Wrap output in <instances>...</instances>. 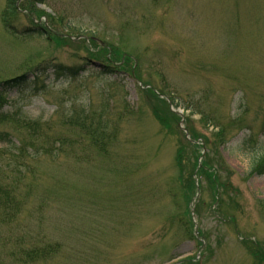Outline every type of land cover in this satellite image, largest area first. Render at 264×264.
Returning <instances> with one entry per match:
<instances>
[{
    "label": "rangeland",
    "instance_id": "1",
    "mask_svg": "<svg viewBox=\"0 0 264 264\" xmlns=\"http://www.w3.org/2000/svg\"><path fill=\"white\" fill-rule=\"evenodd\" d=\"M263 171L264 0H0V264H264Z\"/></svg>",
    "mask_w": 264,
    "mask_h": 264
},
{
    "label": "trees",
    "instance_id": "2",
    "mask_svg": "<svg viewBox=\"0 0 264 264\" xmlns=\"http://www.w3.org/2000/svg\"><path fill=\"white\" fill-rule=\"evenodd\" d=\"M219 136H220V134H218ZM228 139V138H227ZM10 140H9V138L7 137V138H4L3 139V142H7L6 144H4V145H8V144H10V142H9ZM220 143V145L222 146V145H224L225 143H226V140H224V139H221V141L219 142ZM17 151H20L19 149H16ZM264 172V171H263Z\"/></svg>",
    "mask_w": 264,
    "mask_h": 264
}]
</instances>
